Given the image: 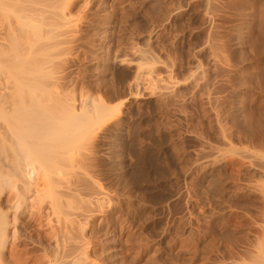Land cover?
I'll use <instances>...</instances> for the list:
<instances>
[{
  "label": "rangeland",
  "instance_id": "1",
  "mask_svg": "<svg viewBox=\"0 0 264 264\" xmlns=\"http://www.w3.org/2000/svg\"><path fill=\"white\" fill-rule=\"evenodd\" d=\"M68 10L79 30L54 55L57 76L77 108L104 100L119 118L94 126L91 153L89 138L75 142L61 175L79 188L70 221L51 218L57 238L21 208L20 240L2 258L264 264V0H73ZM138 65L150 75L140 87Z\"/></svg>",
  "mask_w": 264,
  "mask_h": 264
},
{
  "label": "bare ground",
  "instance_id": "2",
  "mask_svg": "<svg viewBox=\"0 0 264 264\" xmlns=\"http://www.w3.org/2000/svg\"><path fill=\"white\" fill-rule=\"evenodd\" d=\"M71 1L73 0H0V202L5 199L10 204L5 211L2 210L4 207L0 206V264L26 262L21 258L23 254L19 253L20 251L14 253L17 255L16 261H6L2 258L4 248L11 245L15 247L16 239H19L16 226L20 220L18 214L21 208L26 214L33 210L37 220L44 218L51 229L52 238H49H57L59 229L55 231L52 223L55 221L61 225L59 214L64 217V221L60 219L63 225L70 221L67 220L72 208L70 197L78 187L76 185L73 188L72 184H69L71 174L70 178L61 175L66 174L63 168L67 160L69 162L75 142L80 138H89L91 143H88L89 148L86 150L89 149L91 153L97 141L94 126L119 118L120 109L106 105L104 100L92 101L94 103L89 106L88 102L83 101L87 103L85 105L79 101L77 108L75 97L69 93V89L66 93V83L59 77L61 75L57 76L58 69L53 63L54 55L67 52L74 43L76 30H79V26L77 27L76 22L70 18L71 15L69 16L68 7ZM122 61L119 60L118 63H123ZM141 67L137 66L131 79L134 86H142L150 76L148 71ZM84 158L83 162L86 160ZM67 166L69 165L65 167ZM78 166L80 167V164ZM41 168L43 171L39 172ZM64 228L66 230L68 227ZM84 259H79V264H92ZM76 261L78 263V260ZM56 262L54 260V263Z\"/></svg>",
  "mask_w": 264,
  "mask_h": 264
}]
</instances>
